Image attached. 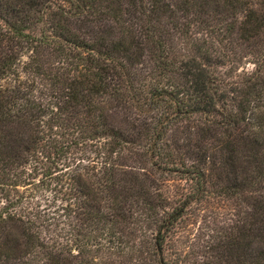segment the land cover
<instances>
[{
  "label": "trees",
  "instance_id": "obj_1",
  "mask_svg": "<svg viewBox=\"0 0 264 264\" xmlns=\"http://www.w3.org/2000/svg\"><path fill=\"white\" fill-rule=\"evenodd\" d=\"M0 264H264V0H0Z\"/></svg>",
  "mask_w": 264,
  "mask_h": 264
},
{
  "label": "rangeland",
  "instance_id": "obj_2",
  "mask_svg": "<svg viewBox=\"0 0 264 264\" xmlns=\"http://www.w3.org/2000/svg\"><path fill=\"white\" fill-rule=\"evenodd\" d=\"M224 203L218 202L216 199L205 202L202 205H198V208H194L193 210L189 211L188 214V222L185 225L186 228L192 230V233L195 234L196 231L198 232L199 226H204L205 223L209 224V222L214 221L215 219L219 218V216H215V214L219 211H223ZM190 222V223H189ZM192 222V223H191ZM183 231L181 230L180 233ZM185 235V232L182 233Z\"/></svg>",
  "mask_w": 264,
  "mask_h": 264
}]
</instances>
